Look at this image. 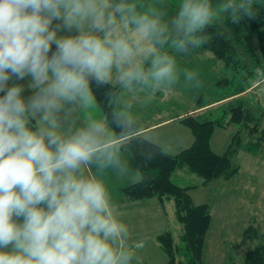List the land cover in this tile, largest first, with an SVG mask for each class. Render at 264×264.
Wrapping results in <instances>:
<instances>
[{
	"label": "clouds",
	"instance_id": "9594fccd",
	"mask_svg": "<svg viewBox=\"0 0 264 264\" xmlns=\"http://www.w3.org/2000/svg\"><path fill=\"white\" fill-rule=\"evenodd\" d=\"M174 6L0 0V264H132L143 248L106 178L141 179L128 148L151 142L140 109L200 86L178 57L208 43L219 15L256 16V0Z\"/></svg>",
	"mask_w": 264,
	"mask_h": 264
},
{
	"label": "trees",
	"instance_id": "16d2710c",
	"mask_svg": "<svg viewBox=\"0 0 264 264\" xmlns=\"http://www.w3.org/2000/svg\"><path fill=\"white\" fill-rule=\"evenodd\" d=\"M220 0H212L218 4ZM255 18H243L239 23H233L231 18L224 15L222 19H215L205 29L208 43L198 49L207 50L222 62L225 72L237 71L228 77L226 74L219 78L220 87L233 83L239 77L241 86L225 93L224 99L242 93L253 85L256 68H264V0H256ZM54 47V46H53ZM247 72L241 76L240 70ZM242 78L243 82L240 80ZM261 86V85H259ZM235 87V85H234ZM97 100L104 104V88H95ZM244 98L227 100L215 107H229L231 113L229 120L226 116L208 119L211 113L209 107L197 113L188 114L179 120L185 125L193 136L192 144L176 154H169L163 148L151 141L150 143L129 144V151L134 155L136 168L141 172V179L130 184L125 190L126 200H145L156 198L163 202L165 199L173 200L175 218L182 224L181 236L184 246L175 244L172 232L167 230L156 237V240L166 256L167 264H203L202 249L204 237L209 229L211 216L207 204L196 205L189 194V189L195 186H181L172 181L173 174L181 169L199 176L200 185H207L215 179L230 178L238 168L230 159V150L224 154H217L212 150L211 140L216 127H225L226 124H238L247 128L253 135L251 144H264V127L259 129L263 115H257ZM107 112L109 109L104 108ZM224 113H227L224 110ZM264 117V116H263ZM255 121L254 123H252ZM259 121V122H258ZM252 148L249 146L248 150ZM150 151V159L145 158V152ZM250 225L246 228V238L258 237ZM248 236V237H247ZM262 238V237H261ZM263 239V238H262ZM243 264H264V243L249 248L243 259Z\"/></svg>",
	"mask_w": 264,
	"mask_h": 264
},
{
	"label": "rangeland",
	"instance_id": "374dc122",
	"mask_svg": "<svg viewBox=\"0 0 264 264\" xmlns=\"http://www.w3.org/2000/svg\"><path fill=\"white\" fill-rule=\"evenodd\" d=\"M167 3L169 15H173L176 11L174 5L178 3V0H167ZM223 16L219 15L216 19H222ZM197 51L195 49L188 56L178 57V61L181 68L198 73L201 80L200 86L190 89L178 87L176 93L166 95L168 98L166 102L170 97H175L177 103L169 105V103L153 102L143 108L147 123L159 121L171 114H179L186 108L190 109L212 102L225 96L229 90L234 88L236 90L241 86L237 76L235 82L218 88L215 85L216 80L213 74L219 72L220 68L223 71L222 62H218L210 51L201 52V54ZM214 63H218L217 66H214ZM239 72L241 76L247 75V72L242 69ZM224 73L229 78L233 74L238 75L235 70L224 71ZM219 74L216 76L218 77ZM240 80L243 82L242 78ZM261 87L264 85L251 91L246 99H248L247 104L254 109L257 115L264 116V92L260 91ZM179 89H181V94H185L186 104L183 101L179 104L177 96ZM253 97L259 101H254ZM224 110L227 113H224ZM228 110L227 105L214 107L210 110L212 114H209L207 118L215 119L218 118L216 116L221 117L224 114L225 120H229L231 113ZM263 116L260 117L262 120H260L259 129L264 127ZM181 129L185 131L183 135L173 132L169 126L154 130L149 135L151 141L156 140L158 143H155L159 144L165 152L176 154L192 144L190 130L185 126H181ZM169 131H171L170 134H168ZM253 140V135L241 125L226 124L225 127H216L211 140L212 150L220 155L230 150V159L238 171L230 178L221 177L204 186L200 185L202 179L199 176L186 169L178 170L172 176V181L178 185L195 186L189 189L194 204L209 206L211 222L204 237L203 264H243L246 251L257 244L264 243V144H251ZM249 146L251 150H248ZM131 166L135 169L134 159L131 160ZM115 185L118 188L119 181H116ZM167 212L169 223L166 230L169 229L172 232L175 244L183 247L184 243L181 238L183 228L174 216L173 201L167 204ZM250 225L254 232H249V234L258 233V237L246 238L245 230ZM132 264H166V258L162 253L150 248V244H146L137 250Z\"/></svg>",
	"mask_w": 264,
	"mask_h": 264
},
{
	"label": "crops",
	"instance_id": "0c3cea01",
	"mask_svg": "<svg viewBox=\"0 0 264 264\" xmlns=\"http://www.w3.org/2000/svg\"><path fill=\"white\" fill-rule=\"evenodd\" d=\"M197 50H198L197 52L200 54H201V52L207 51V50H202V49H197ZM214 58L218 62L220 61L215 56H214ZM217 64L218 63H214V66L215 65L217 66ZM218 67H219V65H218ZM216 74H219L218 77L216 76ZM216 74H213V77L215 78L214 80H216L215 85L218 88H220L218 80L220 77H222V75L225 74L224 73V66H223V71L220 68L219 72H217ZM26 82L27 81H24L22 83H26ZM257 87H259V85ZM257 87H255V88H257ZM255 88L252 85L249 88H247L245 91H243L242 93H239V94L232 96L230 98L224 99L225 96H222V97H219V98L213 100L212 102H208V103L202 104V105H197L196 107L190 108V109L186 108L185 110H183L179 114H174V115L171 114L170 116H168L166 118H162L159 121H155V122H151V123H147L148 120H147L146 116L143 114V109H140V112L142 115V125L144 128L149 129L150 132H152L154 130H158L159 128L169 126L170 130H172L173 132H176L178 134L183 135L185 133V131L183 129H181V126H185V125H183L182 123L179 122V120L181 118L185 117L188 114L197 113V112H200L202 110H205V109L209 108L210 106L215 107L216 105L221 104V103H223L227 100H230L232 98L235 99L238 97L239 98L242 97V98H244V100L247 101L248 99H246V97L249 96L251 91L253 92V90H255ZM177 96H178L179 104H182V101L185 104L187 103V100L185 98V94H181V89H179ZM165 97H166V95L158 93L157 98H156V100H154V102L155 103L163 102V103H167V104L169 103V105H171L173 103H177V101H175L176 100L175 97H170V99L167 102H166V99H168V98L167 97L165 98ZM253 100L259 101V99H254V97H253ZM170 133H171V131L168 132V134H170ZM173 134L175 135V133H173ZM191 136H192V133H191ZM191 140L193 142V136L191 137ZM154 142H157V141L155 140ZM134 166H135V163H134ZM135 169H136V166H135ZM106 180H107V183L109 186V190L112 193L113 199L119 206V209L122 213L123 219L125 220L126 223H128V225L130 227V231L132 232V238L136 239V240H142L144 246L146 244H150V248H152L153 250H156V251H158L164 255L163 251L161 250V248H160V246L156 240V237L159 234L169 230V229L166 230V227L169 223L167 204H169L173 200L165 199L163 202L159 201L156 198H150V199H145V200H126L125 199V190L130 184L136 182V180L133 178H117L111 174H109L107 176ZM116 181H119V187L118 188L115 185ZM173 207H174V204H173ZM174 216H175V212H174ZM165 258H166V256H165ZM166 264H167V261H166Z\"/></svg>",
	"mask_w": 264,
	"mask_h": 264
}]
</instances>
